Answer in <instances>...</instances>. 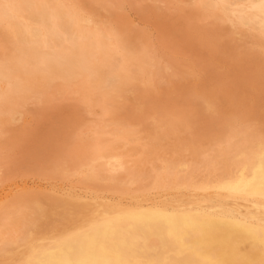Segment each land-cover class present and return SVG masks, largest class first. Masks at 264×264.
<instances>
[{
	"label": "rangeland",
	"instance_id": "1",
	"mask_svg": "<svg viewBox=\"0 0 264 264\" xmlns=\"http://www.w3.org/2000/svg\"><path fill=\"white\" fill-rule=\"evenodd\" d=\"M34 1L37 3L38 1L40 2L41 0H34ZM81 1L82 0L78 1V3H79V5L82 4V7H81V5L78 6V7L79 8L80 7L83 8V7L87 6L86 8H83V9H86V11L89 10V13H91V14H94L93 13L94 10L99 8V11L96 10V12H95V14L97 13L98 15H93L94 16V22L91 24L92 31H95V29H97L99 27L100 28H116L117 27L116 29L118 30V27H119L118 25H120L122 22H124L123 25L121 24L122 26L120 25V27H121V29L125 30L126 32L123 31V30H122L123 31L122 32L120 27H119L120 32H122L123 34L126 33L127 37H131V38L134 37L135 39L132 38L133 44L135 46H138V47L141 46V47L146 48L147 53H148V59H150L149 60L150 61L149 62L150 63V68L147 69L148 71L146 70L147 74L144 73V75H143V77L141 79L142 83L138 84L140 87L137 86V88H139V89H136V87L135 88L133 87L134 89L131 88L129 91H127L125 93L126 96L123 95L121 101L119 102V104H118L119 107L118 108H121L123 111L121 109L119 110L120 112H118V113H120V114H116V120H119L121 122H124V121L127 122V121L130 120L129 117H131V120H133V119L137 120L136 118H138L139 122H141V121L143 122V121H145L148 118V116L150 117V115H154L155 113L156 114L157 113L158 114L159 113L160 114L161 113L162 114H168L169 117H173V116L180 117L181 116V118H182V116H184L183 117L184 119L183 118L181 119L182 120L181 125H182L184 131L182 130V127H181V133L184 135V138L185 137L186 138L184 139L183 135H181V136L184 139V140L182 139V141L183 142L186 141L187 149L191 151L192 148H193L191 146H195V148H193V150H197V148L199 146V148H201L202 150H204V149L206 150L207 149L208 151H206L204 153L205 158H202L203 160H201V158L199 159L201 166L198 165L197 167H191V166H189L190 162H188L187 159L181 160L180 162H182V163L187 161L186 163H184V164H187V166H184V168H181L183 170H181V169H178V171L175 170L172 175L168 173L166 168H163V167H166L165 163L163 164L162 162H156V163L155 162H152V163L145 162V165H144V161L142 160V158L139 160V158L136 156V158H137L136 161L134 163H130L129 164L130 167H132V166H133L132 168L135 167L134 168V172H135L134 176L136 175L137 177H139V178H137L135 176V178L137 180V183H134V184H131V183L129 184V183H125L124 182V183H119V185H118V183H116V185H114L115 182H113V181L108 182L109 179H106V178H103V179H94L93 178L94 180H91L92 177L89 175V172L85 168H80L76 172H73V170H71V171L68 170L69 172L65 170V172L64 171L61 172V176H60V173L58 174L56 172H51V169L48 167L49 166L48 163L51 161L52 158H54V156L57 157V156H61V154H62V157H63L64 153L67 154V152H68V151H66L67 146L69 145L70 142H72V141H69V140H72V139L74 140L75 139L74 140L75 142L77 140L76 146H78L77 143L79 144V146H81L83 143H86L85 141L91 142L92 141V137L95 136V133L98 135L100 133L106 132V133H103V136H104L105 139H113L116 143L120 142L119 144H122V140H123L122 137L123 136L121 134H119L118 131H121V129L123 130V126L120 127L119 126L120 124H118V126H117V124H110V126L107 125L105 127L103 125V127H104L103 128L102 125H100V126L98 125L99 123L97 121V118L99 119V117H101V119L105 120V121H107L109 119L105 118V117H104L105 118L104 119L103 116H101V114H99L98 111H100V110L98 109V107H96V108L94 107V108L91 109V113L90 114L94 118L92 120V119L89 118V117H91L90 114H88L85 109L83 111V109H82L83 105L79 106V107L77 106L79 108L78 109L77 107L73 106V104H72V103H74L73 100H71L72 101L71 102L72 105H70V101H68L69 99L61 101V102L59 101L61 105L59 104L58 101H55L57 103H56V105L53 104L55 107L53 106L52 108H51V104L52 103H50L49 106H46V104L45 105L43 104V106H46L45 108L44 107L42 108V106L40 105L42 111L41 110L39 111V109H37L35 107L36 110H38V111H36V110H34L35 108L32 107V106L31 107L28 106L27 108H29L28 109L29 111H27V108L25 107L27 112L25 111V108H24V110L22 109L20 112L16 113L15 117H14V119L12 121L11 127L9 129L11 131L10 132L8 131L11 135L12 134H14V135H12L10 137L11 139L9 138L10 140L7 138V137L10 136L9 133L6 134V136L8 135L7 137L5 136V142L7 144L9 142V144L5 145L6 143L3 141L5 143L3 145L4 147L2 146L3 147L2 148L0 146V152H1L0 153L1 154L0 157H2V155H4L3 156L4 160H3V158H0L1 159L0 164L2 162V166H3L2 167L0 165V167L2 168V169L0 168V171H1V173H0V182H2V183H0V190L2 188H4V189H2L0 191V195H1L0 196V209L1 208H7L8 205H9L8 208H14L15 209L16 208V206H15L16 204H14L13 201L18 199L19 197L25 196L26 193L27 194H31V195H37L41 199H44V198L45 199L49 198V199H48L47 202H45L43 204L44 206L42 205L44 207L42 209V212H41L42 215L41 214L39 215V219H38V222L36 223V225L28 230V232L26 233L27 237L22 233V231L20 230L19 227H17V226L14 227V230L11 231L13 233V235H11L12 233H10V235H11V238L14 241L18 242V244H17V242L14 243V241H12V244H11V247L13 246L12 248H8V247H10V245H9L6 249L4 248L5 250L3 249V250L0 251V254H1L0 255V264H3V263L4 264H17V262H18V264L19 263L23 264V263H26L29 259L36 258V256H38V255H40L42 253L43 249L48 248V247H50L52 245L65 244V243L69 244V258L72 259V257H70V256L73 255L72 252L75 249H74V245H71L70 242L77 240L78 237L81 234L87 233V230H89L93 226L97 225L100 221L106 220V217L109 214H113V213H116V214H118L121 217L120 221L117 222V225H115V227H123V226H125L124 224H126V218L127 217L133 218L134 220H136L138 222H141L144 225V227L147 228L150 225L156 226L158 223H160L162 221V219L164 218L165 215H179V216H181L182 214L187 213V214H197V215H199L201 217H209V218H211L212 220L215 221V223L217 225L216 227H218L217 229H219V230L223 229V227L225 225L232 224L235 227H238L239 229L246 228V229H249V230L251 229V230L264 231V193L251 194L250 195L245 190H243L241 188H238V186H241V185L244 186V184H247V182H248V176H246L247 173H245L246 171L243 170V173H242L240 168H238L236 166L235 160H229L226 163V165L224 164L225 161H226V157L225 156H228L227 155L228 153L229 154H233V153H235V151H237L236 153H240V152L243 151V153L240 154L241 155L240 156L241 160H243V161L246 160L247 161L248 159H251L252 157L254 158V157L259 156V157H263V165H264V155H263L264 154L263 153L264 152L263 151L264 150V141H262V140H264V128H263L264 127V124H263L264 123V95H263L264 94V61H263L264 60V52H263L264 51V38H261L263 36V33H264V13H263L264 12V5H263L264 4V0H260V1H258L255 4L256 7L258 9H260V11L262 12V16L259 18V20L257 22H255V25H254V23L252 25L250 23L248 25L247 24L245 25V24L241 23V25H240L239 23L237 24V22H236V17H237L238 12L235 11V8H237V5H238V7H240V5H241L243 7L250 8V6L247 3L248 0L247 1L246 0H242V1L241 0L240 1L232 0V2L230 0H228V1L224 0L225 2H228L227 4H229V5H227L225 3L226 4L225 6H223L221 4V2H220L221 0H198L199 1L198 6H199V10L200 11L197 9L198 8V6H197V8L195 9L194 12H193L194 9H192L193 7L190 4L188 5V3H187L188 0H185V1L184 0H182V1H180V0H178V1H175V0H173V1L172 0H166V1L165 0L164 1L163 0H155V1L146 0V2H145V0H140V1L139 0L138 1L137 0H135V1L134 0H116V2L114 0H112V1L111 0H100L102 2V5H101V2L98 1V0H97L98 3H97L96 0H94L95 1L94 3L91 1L92 5H91L90 0H87V1L83 0L82 2ZM103 1H105V2L107 1L108 3H105ZM141 1H143L145 4L143 2H141ZM170 1H171V3H170ZM183 1H184V4L182 3ZM201 1H202V3H201ZM73 2H74V0H73ZM85 2H89L91 7L89 5H87V3H85ZM109 2L111 3V6H110ZM74 3L77 4L76 2H74ZM112 3H114L113 5L115 7L112 5ZM94 4H96L97 6L94 5ZM104 4L107 5L106 6L107 9L108 8H112V7L114 9L113 8L109 9V11H110L109 12L106 9ZM157 4H158V6H157ZM205 4L210 5L211 7H214V6L217 5V7L221 10V12L222 11L224 12V13L222 12V14H223L222 16H225L227 14L225 16L226 18L224 17L225 21L223 23H218L217 21L204 20L203 19L204 18L203 17L204 14L202 13L203 12L202 10L204 9ZM220 4H221V6H220ZM15 5L16 4H14L13 9L15 8ZM184 5L190 6L191 9L188 6L186 7V9L188 10V8H189L191 11L189 10L188 13H187L186 9H182L183 8L182 6H184ZM92 6H93V8H92ZM261 6H263V7H261ZM179 7H180V9H179ZM91 8H92V12H90ZM83 9H82V11H85ZM104 10L106 11V13H105ZM100 11H102V12L104 11V12L102 13ZM198 11L201 12V15H200V13ZM80 12H81V9H79V13ZM111 12H112V14H111ZM191 12H192L193 16L195 14V17H192ZM195 12L197 13V15H196ZM87 13L88 12H86V14ZM108 13H110V15ZM198 13H199L200 16L198 15ZM105 14H108L107 17L105 16ZM113 15H114V18L116 17L115 18L116 21L112 19ZM119 15H120V18H119ZM190 15H191V20L189 19ZM96 16H98V17H96ZM197 16H199V19L201 20V22H203V24H201V23L199 24L197 22L195 24L196 20L200 22V20L197 19ZM103 17H106V18H103ZM108 17H110L109 20H108ZM117 18H118V20H117ZM186 18H188V20ZM193 18H196V20L194 21ZM119 19L121 21L120 24H119ZM234 20H235V23H234ZM95 21H97V22H95ZM231 21H232L233 24L230 23ZM116 22H118V25H117ZM16 23H18L20 26H22V29H21V44L24 47V49H26L28 46H30L31 45L30 43H34V42L38 41V35L36 34V31H34L32 29V27L30 26V24L28 22H24V21L21 22L20 20H18L17 17L14 18V20L12 22H9V21L7 22V19L0 15V31H1L2 27H5V25L6 26H13L14 25L13 27H15ZM112 24H114V25H112ZM115 24L117 25L116 27H115ZM236 24L240 25V26L239 27L238 26L235 27ZM262 24H263V26H262ZM215 25H217V29L218 30H219V28L221 29V32L223 33L222 35H220L221 34L220 30L218 31L215 28ZM101 26H103V27H101ZM197 26L199 28H197ZM209 26H211V28H213V26H214V29H211ZM253 26H255V28ZM246 27H249V28H246ZM129 28H130V30H129ZM200 28H201V30H200ZM205 28H207L209 30L207 31V29H205ZM239 28H241V29H239ZM250 28H252V29H250ZM258 28H260V29H258ZM29 29L31 30V32H30ZM196 29L199 30V31H196L197 33L195 32ZM203 29H205L206 31L203 30ZM212 30L213 31L215 30L214 33H216V35H213V31ZM131 31H133V32H131ZM203 31L205 33L207 32L206 33L207 38H206L205 34L203 33ZM209 31H211L210 32L211 34L208 33ZM32 32L35 33V37L34 36L32 37L30 35V33H32ZM24 33H25V35H24ZM133 33H134V35H133ZM251 33H253V34H251ZM207 34H209V36ZM130 35H132V36H130ZM238 35H239V37H238ZM260 35H261V37H260ZM39 36L41 37L40 33H39ZM210 36L212 38L214 37L213 38L214 40ZM226 37H227V39H225ZM242 37H243V39H242ZM216 39H217V41H216ZM249 39H251V40L249 41ZM252 39L253 40L256 39L257 41L256 40L253 41ZM209 41L210 42L212 41L211 42L212 45L209 43ZM215 41H216L217 44L214 43ZM233 41H234V43H233ZM235 41H238V42H235ZM241 41H243V42H241ZM256 43H257V45H256ZM1 44L2 43L0 42V47H1ZM225 44H226V46H225ZM229 46H231V48ZM258 46H259V48H258ZM256 48H257V50H256ZM227 49H230V50H227ZM246 49H247V51H246ZM157 50H158V52H157ZM163 50H164V52H163ZM229 51H230V54H229ZM168 54H170V55H168ZM171 56H173V57H171ZM256 56H258V57H256ZM166 57H168V58H166ZM164 58H165V60H164ZM176 58H177V60H176ZM213 59H214V61H212ZM243 59L245 60V62H244ZM211 61H212V63H211ZM174 62H175L176 65L174 64ZM178 62H180V63H178ZM161 63H163V64H161ZM181 63H183V64H181ZM185 63H186V65H185ZM230 63H232V64H230ZM177 64H180V65H177ZM151 65H153V67ZM154 68H155V70H154ZM167 68H169V69H167ZM261 69H262V71H261ZM158 70H160V71H158ZM178 70H180L179 73L177 72ZM184 70H185V73H184ZM193 70H194V72H193ZM165 72L167 74L164 75ZM147 75H149V76H147ZM156 75H157V77H156ZM168 75H170L171 78ZM164 76L165 77L167 76L166 77V78H168L167 81H164V80H166V78ZM176 76L179 77L180 80H178L179 78L178 79L175 78ZM241 76H242V78H241ZM255 77L257 78V80H255L256 79ZM183 78H184V80L185 79L186 80L184 81ZM192 78H193V80H192ZM168 80L169 81L174 80V81H171L173 84L171 82H169ZM260 80H261V82H260ZM146 81L148 83H150V84H148ZM192 81H193V83H192ZM160 83H161V85H160ZM141 84H143V85H141ZM234 84H236V85L234 86ZM239 84H240V86H239ZM255 84L257 85L258 88H256ZM258 84H259V86H258ZM214 85H215V87H214ZM243 85H244V87H243ZM193 86H196V87H193ZM160 87L162 88V90L160 89ZM145 89L147 90V92H146ZM150 89H151V91H150ZM196 89H200V90L197 91ZM219 89L221 90L222 93L220 92ZM133 90H134V92H133ZM137 90H138V93H137ZM143 90H144V92H143ZM229 91H232V92H229ZM208 92L211 93V94H209ZM239 93H241V94H239ZM201 94H202V96H201ZM212 94H214V95H212ZM227 95H230V96H233V97L231 98L230 96H227ZM163 96H164V98H163ZM140 97H142V98H140ZM225 97H227L228 99H226ZM244 97H245V99H243ZM127 98H128V100H127ZM153 98H154V100H153ZM208 98H209V101H208ZM252 98H253V100H252ZM134 99L136 100V102H134L135 104H132ZM186 99L188 101H186ZM192 99H194V100L192 101ZM261 99H262V101H261ZM124 100H126L127 102L124 101ZM226 100H228V101H226ZM258 100H260V101H258ZM137 101H140V102H137ZM197 101H199V102H197ZM172 102H174V103H172ZM175 102L178 103L179 105L176 104ZM215 102H217V103H215ZM222 102L224 104H222ZM234 102H235V104H233ZM252 102H253V104H252ZM167 104H169V105H167ZM186 104H187L188 107L186 106ZM128 105H130L132 107H130ZM135 105H136V107H135ZM165 105H167L168 107H166ZM181 105H183V107ZM230 105H231V109L232 110L230 109ZM71 106H72V108H71ZM170 106H172V110H170L171 109ZM158 107H160V108H158ZM189 107L192 110H190ZM249 107H251L252 109L249 108ZM75 108L77 110H75ZM123 108L126 109V110L128 109L127 112ZM144 108L145 109L148 108V109L145 110ZM156 108H158L160 111L158 109H156ZM177 108H178V110H177ZM196 109H198L197 113L195 112ZM79 110L82 111L83 113H87L88 115L87 114L86 115L88 117L85 114L83 115L82 112H78ZM22 111H25L26 115H24V114L22 115ZM76 111L78 113H80V115L82 116L81 119H80V115L79 114H75ZM146 111L147 112L150 111V112H148V114H146L147 113ZM185 111L189 112V113L187 114ZM251 111H253V112H251ZM93 112H94V115H92ZM122 112H123V114L121 115ZM133 112L136 113V114L133 115ZM177 112L179 113V115L177 114ZM128 113H129V117L127 116ZM73 114L76 115V117L77 116L78 117L76 118ZM136 115H137V117H136ZM142 115H143L144 120H140V119H143V118H141ZM185 115H187V116H185ZM189 115H190V117H189ZM85 116L87 117L86 121L84 119V118H86ZM257 116H259V117H257ZM121 117H122L123 120L121 119ZM125 117H126V119H129V120L126 121ZM132 117H133V119H132ZM71 118H72V120L75 119V122H74V120H73V122L70 121ZM88 118H89V120H88ZM77 120H79V121H77ZM94 120H96V121L92 122ZM223 120H224V122H223ZM190 121H191V123H189ZM196 121H198V122L196 123ZM76 122H79V123H76ZM258 122H260V123H258ZM70 123L74 127H76V124H78V126L80 124V126L83 127V128L81 127L80 129H77V131L80 130V132L81 131L83 132V129H84V132H85V133L81 132L82 136H81V134H79V137H78L79 139L75 138L76 136L74 137L72 135L73 134V132H71L72 131V127H70V126L67 127L68 124L70 125ZM87 123H88V126H87ZM93 123H95L96 126L94 124V127H93ZM65 124H67V125H65ZM14 125H16V126H14ZM84 125H85V128H84ZM247 125H249V126H247ZM255 125H256V127H254ZM188 126H190V127H188ZM16 128H18V129L16 130ZM90 128H92V129L95 128V129L92 131V129H90ZM228 128H229V130H228ZM231 128H232V130H231ZM85 129L86 130L88 129V131L86 132ZM75 130H74V132H75ZM221 130H222V132H221ZM110 131L112 132V134L110 133ZM70 132H71V136L69 135ZM107 132H109L110 135ZM247 132H248V134H247ZM88 133H89V135H88ZM93 133H94V135L91 137V134H93ZM107 134H108L109 137H107ZM190 134H191V136H190ZM229 134L232 136L231 139H233V140L230 139V135ZM237 134H238V136H237ZM66 135H67V138H66ZM225 135H226V137H225ZM68 136H70V138ZM110 136H111V138H110ZM71 137H73V138L71 139ZM81 137L83 139H85V140H83ZM236 137H239L240 139L239 138L236 139ZM251 137H252V139H251ZM65 138L68 141H66ZM223 138H225V139H223ZM192 139H194V140H192ZM196 139L198 141H196ZM212 139H214V140H212ZM88 140H90V141H88ZM219 140L222 141V142L220 143ZM234 140H236V141H234ZM249 140H251V142H253V146H252V143L249 142ZM254 140H255V142H254ZM192 141L194 143H192ZM66 142H68V143H66ZM233 142L235 143L236 146L234 145ZM72 143H71L70 147H73ZM231 143H233V144L231 145ZM196 144H197V146H196ZM228 144H229V146H228ZM241 144H243V145H241ZM237 145L239 147H237ZM74 146H75V144H74ZM203 146H204V148H203ZM6 147H7V149L5 150ZM220 147H222V148H220ZM242 147H243V149H246V150H242L241 151ZM228 148H229V150H228L229 152L226 151ZM231 148H232V150H231ZM251 148H252V150H250ZM64 149H65V151H64ZM71 149H73V148H70L69 151H71ZM116 150L119 151V149H116ZM216 151H218V152H216ZM71 153H73V152H71ZM206 154H207V157H206ZM221 154H222V156H221ZM75 155H77V154H75ZM243 155H244V157H242ZM211 157L215 158V159H212ZM206 158L207 159L209 158V161ZM210 158H211V160H210ZM48 159L50 161H47ZM58 159H59V157H58ZM60 159H62V158L60 157ZM204 159H205V163L207 162L206 164H203L204 163L203 162ZM216 159H218V160H216ZM219 159H220V161H219ZM40 160H42V161L40 162ZM137 160H139V161H137ZM141 160H142V162H141ZM77 161L78 160H76V162ZM217 161H219V162H217ZM232 161L234 162V164H233ZM153 163L154 164L158 163V164L154 165ZM207 164H209V165H207ZM216 164L219 167H216ZM219 164H221V165H219ZM139 165H140V167H139ZM147 166H148L149 169L147 168ZM208 166H209V168H208ZM221 166H222V168H221ZM45 167H46V169L48 168L47 169L48 174L46 173ZM143 167H145V168L143 169ZM233 167H235V168H233ZM151 168L153 170L154 169L155 170L152 171ZM218 168L220 169V171H219ZM137 169H140L141 171L137 170ZM210 169H211V171H210ZM224 169H225V171H224ZM234 169H236V171ZM188 170H189V172H188ZM84 171L87 174L84 173ZM143 171L146 173V176H143V173H144ZM201 171H202V173H201ZM205 171H207L206 174H204ZM217 171H218L219 174L217 173ZM185 172H187L186 174L188 176L190 175V177L187 178V175L185 174ZM222 172H223V174H222ZM231 172H232V174H230ZM137 173H138V175H137ZM155 173H157V174H155ZM158 173H159V175H158ZM162 173H163V175H162ZM224 173L227 174V175H230V177L229 176L227 177V175H225ZM240 173H242V174L240 175ZM46 174H47V177H46ZM49 174H51L50 178H48ZM184 174L186 176H183ZM193 174H195V175L197 174V176H199V177H197V176L195 177V175H193ZM220 174H222V175H220ZM67 175L70 176L69 177L70 180L68 179ZM106 175L110 176L108 174H106ZM157 175L159 176L158 177L159 179L156 177ZM165 175H169V176H167L168 178ZM217 175H219V177ZM82 176H83V178H82ZM164 176H165V178H164ZM220 176H224V177H222L223 179ZM55 177H56L57 180L54 179ZM89 177H91V179ZM201 177L203 178V180H202ZM204 177H205V179L206 178L207 179L205 180ZM208 177H210L211 180ZM228 178H229V180H228ZM156 179L159 180V181H157ZM191 179H192V181H191ZM13 180H14L15 183L13 182ZM53 180H55V181H53ZM103 180H105V181H103ZM163 180H166V181H163ZM169 180H171V181H169ZM174 180H175V182H174ZM194 180H196V181H194ZM147 181H148V183H147ZM189 181L191 183H193V184H191ZM85 183H87V184H85ZM107 183H109V184H107ZM156 183H159L160 185L156 184ZM165 183H166V185H165ZM170 183H171V185H170ZM217 183H219V184H217ZM92 185H93V189H92ZM172 185H173V187H172ZM217 185H219V187H217ZM202 186L203 187L205 186V187L203 189H201ZM8 187H10V188H8ZM71 187L75 188V189L72 190ZM114 187H115V189H114ZM134 187H136V188L134 189ZM137 187H138V190H136ZM189 187H191V188H189ZM199 187H200V189H199ZM144 188L146 189L145 191H143ZM77 189H78V191H77ZM83 189H84V193L86 192L85 195L83 194V192H81V191H83ZM94 189H96V190L92 191ZM196 189H197V191H196ZM204 189H205L206 192L204 191ZM3 190H5V191H3ZM111 190H112V192H111ZM164 190H166V191H164ZM173 190H175V191H173ZM190 190H192V191H190ZM47 191H49V192H47ZM59 191H60V193H59ZM8 192H10V193H8ZM24 192H25V194H24ZM78 192L81 195H83V196H81ZM99 192H101V193H99ZM102 192H104V193H102ZM108 192H109V194L107 195ZM113 192L115 193V195L112 194ZM6 193H8V194H6ZM118 193H120V194H118ZM122 193H123V195H122ZM103 194H105V196ZM111 194H112V198H111ZM156 194H158V195H156ZM64 195L66 196V198L63 197ZM71 195H73V197H72L73 199L70 198ZM46 196L48 198H46ZM51 196H52V198H51ZM74 196H76V197H74ZM86 196H87V198H85ZM89 197H90V199H89ZM91 197H92V199L94 201L91 200ZM74 198H76V200ZM116 198H117L118 201L116 200ZM141 198H142V200H140ZM148 198L150 200H148ZM51 199L54 200V203L52 202ZM97 199H99V200H97ZM145 199H147V200H145ZM123 200H125V201L123 202ZM136 200L139 201V202H137ZM55 201H56V203H55ZM77 201H78L79 205H78ZM106 201L110 202L111 205H110V203L108 204ZM97 202H100L103 205L102 204L100 205V203H97ZM134 202H136V203H134ZM58 203L59 204L61 203V204L59 205ZM67 203H69L70 205L67 204ZM105 203H107V204H105ZM156 203H157V205H156ZM49 204H50V206L48 208ZM154 204L156 206H154ZM68 205H69V207H68ZM76 205H78V206H76ZM148 205H150V206H148ZM65 206H67V207H65ZM132 206H133V208H131ZM46 207H47V209H46ZM60 207H62V208H60ZM84 209H85V211H84ZM165 209L166 210L168 209L167 212H166ZM65 212H66V214H64ZM45 220H47V221L45 222ZM56 220H57V222H56ZM73 221H76V222L73 223ZM112 223H113L112 224L113 226H114V224H116L115 222H112ZM69 225H71V226H69ZM69 227L70 228L72 227V228L70 229ZM17 229L20 230V231H18ZM36 229L39 230V231H37ZM57 229L60 230V231H58L59 234L57 232ZM66 229H68V230H66ZM48 231H49V234H48ZM40 232H41V234H40ZM42 232H43V234H42ZM60 232H62V233H60ZM16 233H17V236H16ZM18 234H19V236H18ZM47 235H48V237H47ZM19 237H20V239H19ZM41 237L42 238L44 237V238L42 239ZM54 237H56V238H54ZM226 237H227V235H226ZM39 239H40V241H39ZM229 241H230V238L227 237V238H225L224 243L221 244L222 246L218 245L220 247H218L216 245H210V244L208 246L213 251L214 250L218 251L219 248L227 250L226 248L230 247V244H229L230 242ZM45 244L46 245L48 244V245L46 246ZM252 244L253 243H251V245ZM33 247L37 248V249H33ZM21 248H22V250H21ZM36 250H38V251H36ZM40 250H41V252H40ZM236 250H237V253L238 252L239 253L234 257V259H233L231 264H236V262L239 259H243V258L246 257V255H244V254H246L244 250H242V249H240L239 251H238V249H236ZM3 251H4V253H3ZM9 253H12V254H9ZM5 254H6V256H5ZM13 254H14V256H13ZM25 254H28V255H25ZM13 258H14V260H13ZM8 259L12 260V261H9ZM8 262H11V263H8ZM29 262H31V260H29Z\"/></svg>",
	"mask_w": 264,
	"mask_h": 264
},
{
	"label": "bare ground",
	"instance_id": "2",
	"mask_svg": "<svg viewBox=\"0 0 264 264\" xmlns=\"http://www.w3.org/2000/svg\"><path fill=\"white\" fill-rule=\"evenodd\" d=\"M80 1V0H78ZM78 1L74 0L77 4L73 2V0H41L39 3L35 2L34 0H0V15L5 17L7 19V22H12L14 18H18L21 22H28L32 29L36 31V34L38 35V41L34 43H30L31 45L28 46L26 49L21 44V29L22 26H20L18 23L15 24V27L13 26H6L2 27L0 31V146L2 147L5 142V136L8 134L11 130V124L15 117V114L20 112L22 109L32 106L36 107L41 110L42 108L49 106L51 104V108L56 105L57 102L55 101H64L68 100L70 101V105L73 104L75 107H79L83 105V111L84 109L87 111L88 114L91 113L92 108L98 107L100 111L99 114L103 116V118H108L109 120L105 121L102 120L101 117L99 119L97 118L98 125H104L107 126L110 124H120L119 126H123V130L118 131L119 134H121L123 137L122 144H119L120 142H115L113 139H105L103 136V133L96 134L95 136L91 134L92 141L83 143L81 146L77 143L78 146H76V142L72 139L69 141H74L73 143L70 142L67 146L66 151L67 154H62L61 156H57L51 159V161L48 159L47 161H50L49 168L51 169V172L60 173L66 171L76 172L80 168H85L89 175L92 177H89L91 180L94 179H109L108 182L113 181L116 183H137V180L134 176V168L130 167V163H134L136 161V156L139 158V160L142 158L145 162H162L165 163L166 170L169 174H173L175 170L178 171V169L184 168V166H187V164H184L180 162L181 160L187 159L188 162H190L191 167H197L200 165V158H205L204 153L208 151L207 149L202 150L201 148H197V150L187 149L186 141L183 142L182 139L184 138V135L181 133V122L182 118L184 116L178 117L173 116L169 117L168 114H154L148 116V118L145 121H138L128 117L129 120L127 122H121L119 120H116V114H120L119 110L121 108H118V104L121 101L123 95L127 91H129L131 88H137L140 87L138 84L142 83L141 79L150 68V59H148V53L146 48L144 47H138L133 44L134 37H127L126 33H122L123 29H121L120 25V19L119 24L117 25L120 27L121 31L116 29L117 25L115 24L116 28H97L95 31H92L91 24L94 22V16L98 15L95 14L96 10H94V14L89 13V10L86 11L87 6L79 8ZM83 1V0H82ZM81 1V2H82ZM87 1V0H84ZM95 2L94 0H90V2ZM97 1V0H96ZM100 1V0H98ZM97 1V3H98ZM112 1V0H111ZM116 2V0H114ZM135 1V0H134ZM138 1V0H137ZM140 1V0H139ZM155 1V0H153ZM164 1V0H163ZM166 1V0H165ZM173 1V0H172ZM178 1V0H175ZM182 1V0H180ZM185 1V0H184ZM184 1L182 2L184 4ZM189 1V2H188ZM188 5L190 4L194 9L197 8L199 1L198 0H188ZM228 1V0H227ZM232 2V0H230ZM237 1V0H236ZM240 1V0H238ZM242 1V0H241ZM247 1V0H246ZM260 0H248V7H243L240 4V7L235 8V11L238 12L236 17L237 24H253L255 25V22L259 20V18L262 16V12L260 9L256 7V3ZM91 2V5H92ZM101 2V1H100ZM105 2V1H103ZM143 2V1H141ZM146 2V0H145ZM205 2V1H204ZM223 6H225L228 2H225L224 0L220 1ZM230 2V3H231ZM87 5L90 6L89 2H85ZM96 3V4H97ZM105 3H108L107 1ZM110 3V2H109ZM144 3V2H143ZM150 3V2H149ZM148 3V4H149ZM171 3V1H170ZM173 3V2H172ZM186 3V2H185ZM202 3V1H201ZM226 3V4H225ZM234 3V2H233ZM236 3V2H235ZM246 3V4H247ZM263 3V2H262ZM15 5V8L13 9V6ZM94 4V5H96ZM100 4V3H99ZM114 3H112L113 5ZM145 4V3H144ZM180 4V3H179ZM182 4V5H183ZM208 4V3H207ZM205 4L204 9L202 10L204 14V20L209 21H217L218 23H223L225 21V16H222L221 10L216 6L211 7L210 5ZM210 4V3H209ZM219 4V3H218ZM220 4V6H221ZM84 5V4H83ZM102 5V2H101ZM105 5V4H104ZM151 5V4H150ZM154 5V4H153ZM188 5L182 6V9H186ZM204 5V4H203ZM229 5V4H227ZM232 5V4H231ZM247 5V6H248ZM259 5V4H258ZM264 5V4H263ZM97 6V5H96ZM107 5H105L106 7ZM111 6V3H110ZM114 6V5H113ZM145 6V5H144ZM152 6V5H151ZM158 6V4H157ZM91 7V6H90ZM95 7V6H94ZM101 7V6H100ZM109 7V6H108ZM115 7V6H114ZM190 7V6H188ZM263 7V6H261ZM81 9V12L79 13V9ZM93 8V6H92ZM92 8L91 11L92 12ZM104 8V7H103ZM113 8V7H112ZM106 7V9L109 11V9ZM202 8V7H201ZM224 8V7H223ZM85 10V11H82ZM105 9V10H106ZM114 9V8H113ZM180 9V7H179ZM191 9V7H190ZM188 8V11L190 10ZM199 10V6L197 8ZM225 9V8H224ZM233 9V8H232ZM104 10V11H105ZM223 10V9H222ZM229 10V9H228ZM103 11V12H104ZM191 11V10H190ZM200 11V10H199ZM198 11V12H199ZM226 11V10H225ZM233 11V10H232ZM231 11V12H232ZM84 12V13H83ZM86 12H88L86 14ZM102 12V11H100ZM102 12V13H103ZM110 12V11H109ZM184 12V11H183ZM197 12V11H196ZM195 12V13H196ZM101 13V14H102ZM106 13V11H105ZM201 15V12H199ZM198 13V15H199ZM224 13V12H223ZM230 13V12H229ZM264 13V12H263ZM110 15V13H108ZM108 14H105L107 17ZM112 14V12H111ZM114 14V13H113ZM103 15V14H102ZM186 15V14H185ZM192 17H195V14L193 16L191 12ZM191 15L189 19L191 20ZM197 15V13H196ZM199 15V16H200ZM233 15V14H232ZM235 15V14H234ZM101 16V15H100ZM116 16V15H115ZM199 16H197V19H199ZM98 17V16H96ZM102 17V16H101ZM103 17V18H106ZM180 17V16H179ZM225 17V18H224ZM232 17V16H231ZM110 17H108L109 20ZM116 18V17H115ZM113 15V20H115ZM120 18V15H119ZM171 18V17H170ZM98 19V18H97ZM178 19V18H177ZM188 20V18H186ZM232 19V18H231ZM107 20V19H106ZM118 20V18H117ZM195 21L196 18H193ZM6 21V20H5ZM116 21V20H115ZM114 21V22H115ZM123 21V20H122ZM183 21V20H182ZM233 21V20H232ZM232 21L230 23H232ZM97 22V21H95ZM108 22V21H107ZM181 22V21H180ZM203 22L195 21V24ZM206 22V21H205ZM109 23V22H108ZM111 23V22H110ZM235 23V20H234ZM263 23V22H262ZM97 24V23H96ZM177 24V23H176ZM192 24V23H191ZM190 24V25H191ZM207 24V23H206ZM233 24V23H232ZM235 25L240 26V25ZM25 25V24H24ZM98 25V24H97ZM103 25V24H102ZM114 25V24H112ZM121 25V26H122ZM125 25V24H124ZM198 25V24H197ZM213 25V24H212ZM218 25V24H217ZM217 25H215V28L217 29ZM225 25V24H224ZM244 25V26H245ZM100 26V25H99ZM104 26V25H103ZM101 26V27H103ZM108 26V25H107ZM203 26V25H202ZM220 26V25H219ZM263 26V24H262ZM261 26V27H262ZM124 27V26H123ZM193 27V26H192ZM211 28V26H209ZM234 27V26H233ZM255 28V26H253ZM257 27V26H256ZM28 28V27H27ZM131 28V27H130ZM129 28V30H130ZM195 28V27H194ZM197 28H199L197 26ZM219 28V27H218ZM227 28V27H226ZM229 28V27H228ZM249 28V27H246ZM207 29V28H205ZM203 29V30H205ZM214 29V26L213 28ZM231 29V28H230ZM241 29V28H239ZM252 29V28H250ZM260 29V28H258ZM30 30V29H29ZM201 30V28H200ZM209 29H207L208 31ZM218 30V29H217ZM220 32L221 29L219 28ZM218 30V31H219ZM254 30V29H253ZM25 31V30H24ZM199 31L198 29L195 30ZM206 31V30H205ZM213 31V30H212ZM224 31V30H223ZM232 31V30H231ZM236 31V30H235ZM244 31V30H243ZM31 32V30H30ZM126 32V31H125ZM133 32V31H131ZM209 31L208 33H210ZM213 31V35H216ZM217 32V31H216ZM219 32V33H220ZM253 32V31H252ZM261 32V31H260ZM259 32V33H260ZM39 33L41 37L39 36ZM197 33V32H196ZM203 33L206 36V33L203 31ZM202 33V34H203ZM239 33V32H238ZM243 33V32H242ZM249 33V32H248ZM254 33V32H253ZM251 33V34H253ZM257 33V32H256ZM258 33V34H259ZM211 34V33H210ZM223 33L221 32L220 35ZM235 34V33H234ZM237 34V33H236ZM257 34V35H258ZM25 35V33H24ZM30 35L35 37V33L32 32ZM134 35V33H133ZM209 36V34H207ZM245 35V34H244ZM262 35V34H261ZM260 35V37H261ZM23 36V35H22ZM132 36V35H130ZM138 36V35H137ZM204 36V35H203ZM237 36V35H236ZM250 36V35H249ZM264 36V33H263ZM261 38H264V37ZM26 37V36H25ZM24 37V38H25ZM37 37V36H36ZM211 37V36H210ZM218 37V36H217ZM229 37V36H228ZM239 37V35H238ZM244 37V36H243ZM242 37V39H243ZM259 37V38H260ZM23 38V39H24ZM29 38V37H28ZM142 38V37H141ZM207 38V36H206ZM212 38V37H211ZM214 38V37H213ZM212 38V39H213ZM219 38V37H218ZM224 38V37H223ZM245 38V37H244ZM252 38V37H251ZM256 38V37H255ZM222 39V38H221ZM220 39V40H221ZM227 39V37L225 38ZM233 39V38H232ZM241 39V40H242ZM214 40V39H213ZM229 40V39H228ZM234 40V39H233ZM239 40V39H238ZM251 39H249L250 41ZM253 40V39H252ZM254 39L253 41H255ZM217 41V39H216ZM216 41L214 43H216ZM247 41V40H246ZM257 41V40H256ZM139 42V41H138ZM212 42V41H211ZM209 41V43L211 44ZM225 42V41H224ZM238 42V41H235ZM243 42V41H241ZM27 43V42H26ZM234 43V41H233ZM253 43V42H252ZM217 44V43H216ZM223 44V43H222ZM236 44V43H235ZM261 44V43H260ZM137 45V44H136ZM212 45V44H211ZM253 45V44H252ZM257 45V43H256ZM224 46V45H223ZM226 46V44H225ZM238 46V45H237ZM248 46V45H247ZM246 46V47H247ZM26 47V46H25ZM150 47V46H149ZM155 47V46H154ZM231 48V46H229ZM257 47V46H256ZM259 48V46H258ZM148 49V48H147ZM158 49V48H157ZM254 49V48H253ZM215 50V49H214ZM226 50V49H225ZM230 50V49H227ZM240 50V49H239ZM249 50V49H248ZM257 50V48H256ZM223 51V50H222ZM247 51V49H246ZM263 51V50H262ZM155 52V51H154ZM158 52V50H157ZM160 52V51H159ZM164 52V50H163ZM224 52V51H223ZM249 52V51H248ZM264 52V51H263ZM161 53V52H160ZM202 53V52H201ZM236 53V52H235ZM242 53V52H241ZM244 53V52H243ZM251 53V52H250ZM262 53V52H261ZM162 54V53H161ZM165 54V53H164ZM230 54V51H229ZM170 55V54H168ZM226 55V54H225ZM224 55V56H225ZM238 55V54H237ZM250 55V54H249ZM253 55V54H252ZM262 55V54H261ZM160 56V55H159ZM234 56V55H233ZM242 56V55H241ZM173 57V56H171ZM170 57V58H171ZM207 57V56H206ZM254 57V56H253ZM258 57V56H256ZM151 58V57H150ZM153 58V57H152ZM156 58V57H155ZM168 58V57H166ZM245 58V57H244ZM251 58V57H250ZM161 60V59H160ZM165 60V58H164ZM177 60V58H176ZM179 60V59H178ZM183 60V59H182ZM181 60V61H182ZM244 60V59H243ZM214 61V59L212 60ZM211 61V63H212ZM249 61V60H248ZM253 61V60H252ZM260 61V60H259ZM264 61V60H263ZM155 62V61H154ZM163 62V61H162ZM245 62V60H244ZM180 63V62H178ZM188 63V62H187ZM190 63V62H189ZM243 63V62H242ZM255 63V62H254ZM153 64V63H152ZM163 64V63H161ZM175 64V62H174ZM183 64V63H181ZM232 64V63H230ZM248 64V63H247ZM156 65V64H155ZM159 65V64H158ZM176 65V64H175ZM180 65V64H177ZM186 65V63H185ZM255 65V64H254ZM153 67V65H151ZM191 66V65H190ZM215 66V65H214ZM242 66V65H241ZM251 66V65H250ZM260 66V65H259ZM189 67V66H188ZM187 67V68H188ZM231 67V66H230ZM258 67V66H257ZM174 68V67H173ZM177 68V67H176ZM185 68V67H184ZM194 68V67H193ZM229 68V67H228ZM252 68V67H251ZM256 68V67H255ZM165 69V68H164ZM169 69V68H167ZM180 69V68H179ZM190 69V68H189ZM215 69V68H214ZM217 69V68H216ZM237 69V68H236ZM244 69V68H243ZM250 69V68H249ZM254 69V68H253ZM252 69V70H253ZM258 69V68H257ZM147 70V71H146ZM153 70V69H152ZM155 70V68H154ZM161 70V69H160ZM158 70V71H160ZM192 70V69H191ZM205 70V69H204ZM232 70V69H231ZM242 70V69H241ZM165 71V70H164ZM171 71V70H170ZM175 71V70H174ZM180 70L177 72L179 73ZM254 71V70H253ZM259 71V70H258ZM262 71V69H261ZM176 72V71H175ZM189 72V71H188ZM194 72V70H193ZM207 72V71H206ZM222 72V71H221ZM243 72V71H242ZM153 73V72H152ZM162 73V72H161ZM185 73V70H184ZM183 73V74H184ZM196 73V72H195ZM244 73V72H243ZM242 73V74H243ZM147 74V73H146ZM155 74V73H154ZM157 74V73H156ZM163 74V73H162ZM161 74V75H162ZM167 74L166 72L164 75ZM192 74V73H191ZM252 74V73H251ZM262 74V73H261ZM159 75V74H158ZM177 75V74H176ZM180 75V74H179ZM195 75V74H194ZM241 75V74H240ZM149 76V75H147ZM170 76V75H168ZM250 76V75H249ZM155 77V76H154ZM153 77V78H154ZM157 77V75H156ZM165 77V76H164ZM163 77V78H164ZM167 77V76H166ZM165 77V78H166ZM173 77V76H172ZM187 77V76H186ZM195 77V76H194ZM200 77V76H199ZM261 77V76H260ZM159 78V77H158ZM164 78V79H165ZM171 78V76H170ZM179 78V77H175ZM217 78V77H216ZM227 78V77H226ZM242 78V76H241ZM250 78V77H249ZM256 78V77H255ZM146 79V78H145ZM168 78H166L167 81ZM189 79V78H188ZM219 79V78H218ZM233 79V78H232ZM239 79V78H238ZM147 80V79H146ZM170 80V79H169ZM168 80V81H169ZM180 80V78L178 79ZM184 80V78H183ZM182 80V81H183ZM186 80V79H185ZM184 80V81H185ZM193 80V78H192ZM253 80V79H252ZM257 80V78L255 79ZM174 81V80H171ZM169 81V82H171ZM219 81V80H218ZM240 81V80H239ZM242 81V80H241ZM147 82V81H146ZM154 82V81H153ZM168 82V83H169ZM254 82V81H253ZM261 82V80H260ZM145 83V82H144ZM148 83V82H147ZM158 83V82H157ZM172 83V82H171ZM179 83V82H178ZM193 83V81H192ZM219 83V82H218ZM150 84V83H148ZM173 84V83H172ZM211 84V83H210ZM241 84V83H240ZM239 84V86H240ZM254 84V83H253ZM143 85V84H141ZM161 85V83H160ZM191 85V84H190ZM213 85V84H212ZM230 85V84H229ZM236 84H234L235 86ZM256 85V84H255ZM156 86V85H155ZM164 86V85H163ZM187 86V85H186ZM226 86V85H225ZM247 86V85H246ZM259 86V84H258ZM158 87V86H157ZM171 87V86H170ZM196 87V86H193ZM211 87V86H210ZM215 87V85H214ZM244 87V85H243ZM133 88V89H134ZM174 88V87H173ZM218 88V87H217ZM256 88L257 85H256ZM255 88V89H256ZM157 89V88H156ZM162 90V88L160 87ZM188 89V88H187ZM210 89V88H209ZM208 89V90H209ZM221 89V88H220ZM219 89V90H220ZM254 89V90H255ZM141 90V89H140ZM146 90V89H145ZM190 90V89H189ZM188 90V91H189ZM192 90V89H191ZM195 90V89H194ZM197 91L200 89H196ZM207 90V89H206ZM218 90V89H217ZM227 90V89H226ZM238 90V89H237ZM262 90V89H261ZM136 91V90H135ZM151 91V89H150ZM210 91V90H209ZM224 91V90H223ZM241 91V90H240ZM260 91V90H259ZM131 92V91H130ZM134 92V90H133ZM144 92V90H143ZM147 92V90H146ZM159 92V91H158ZM167 92V91H166ZM221 92V90H220ZM219 92V93H220ZM232 92V91H229ZM138 93V90H137ZM169 93V92H168ZM206 93V92H205ZM209 93V92H208ZM222 93V92H221ZM226 93V92H225ZM250 93V92H249ZM256 93V92H255ZM254 93V94H255ZM152 94V93H151ZM164 94V93H163ZM170 94V93H169ZM174 94V93H173ZM207 94V93H206ZM211 94V93H209ZM218 94V93H217ZM232 94V93H231ZM241 94V93H239ZM251 94V93H250ZM129 95V94H128ZM127 95V96H128ZM133 95V94H132ZM136 95V94H135ZM140 95V94H139ZM185 95V94H184ZM197 95V94H196ZM214 95V94H212ZM248 95V94H247ZM264 95V94H263ZM126 96V95H125ZM137 96V95H136ZM173 96V95H172ZM198 96V95H197ZM202 96V94H201ZM205 96V95H204ZM210 96V95H209ZM208 96V97H209ZM230 96V95H227ZM249 96V95H248ZM257 96V95H256ZM132 97V96H131ZM134 97V96H133ZM157 97V96H156ZM166 97V96H165ZM189 97V96H188ZM231 98L233 96H230ZM237 97V96H236ZM253 97V96H252ZM129 98V97H128ZM127 98V100H128ZM142 98V97H140ZM164 98V96H163ZM168 98V97H167ZM192 98V97H191ZM200 98V97H199ZM206 98V97H205ZM228 99L227 97H225ZM136 99V98H135ZM134 99L132 104H135L136 100ZM146 99V98H145ZM190 99V98H189ZM201 99V98H200ZM215 99V98H214ZM223 99V98H222ZM237 99V98H236ZM240 99V98H239ZM242 99V98H241ZM245 99V97L243 98ZM263 99V98H262ZM261 99V101H262ZM71 100L74 101V103L71 104ZM154 100V98H153ZM183 100V99H182ZM194 99H192L193 101ZM207 100V99H206ZM230 100V99H229ZM235 100V99H234ZM253 100V98H252ZM251 100V101H252ZM256 100V99H255ZM126 101V100H124ZM130 101V100H129ZM186 101H188L186 99ZM191 101V100H190ZM205 101V100H204ZM203 101V102H204ZM209 101V98H208ZM222 101V100H221ZM228 101V100H226ZM260 101V100H258ZM54 102V103H53ZM59 102V104H60ZM66 102V101H65ZM64 102V103H65ZM127 102V101H126ZM140 102V101H137ZM146 102V101H145ZM157 102V101H156ZM170 102V101H169ZM183 102V101H182ZM199 102V101H197ZM237 102V101H236ZM239 102V101H238ZM246 102V101H245ZM250 102V101H249ZM255 102V101H254ZM63 103V102H62ZM68 103V102H67ZM79 105H78V104ZM149 103V102H148ZM174 103V102H172ZM176 103V102H175ZM193 103V102H192ZM217 103V102H215ZM251 103V102H250ZM43 104L46 106H43ZM123 104V103H122ZM127 104V103H126ZM140 104V103H139ZM138 104V105H139ZM145 104V103H144ZM143 104V105H144ZM170 104V103H169ZM167 104V105H169ZM178 104V103H176ZM184 104V103H183ZM200 104V103H199ZM222 104H224L222 102ZM235 104V102L233 103ZM253 104V102H252ZM41 105V106H40ZM61 105V104H60ZM124 105V104H123ZM131 105V104H130ZM128 105V106H130ZM142 105V106H143ZM157 105V104H156ZM165 105L166 107H168ZM179 105V104H178ZM195 105V104H194ZM241 105V104H240ZM160 106V105H159ZM183 107V105H181ZM187 106V104H186ZM206 106V105H205ZM227 106V105H226ZM238 106V105H237ZM259 106V105H258ZM55 107V106H54ZM57 107V106H56ZM77 107V108H78ZM85 107V108H84ZM125 107V106H124ZM132 107V106H130ZM129 107V108H130ZM136 107V105H135ZM144 107V106H143ZM151 107V106H150ZM172 110V106H170ZM177 107V106H176ZM185 107V106H184ZM188 107V106H187ZM192 107V106H191ZM194 107V106H193ZM257 107V106H256ZM25 108V111H26ZM36 108L34 110H36ZM49 108V107H48ZM72 108V106H71ZM134 108V107H133ZM149 108V107H148ZM146 108V109H148ZM160 108V107H158ZM156 108V109H158ZM197 108V107H196ZM207 108V107H206ZM246 108V107H245ZM251 108V107H249ZM29 108H27V111ZM32 109V108H31ZM79 109V108H78ZM124 109V108H123ZM145 109V108H144ZM145 109V110H146ZM165 109V108H164ZM167 109V108H166ZM183 109V108H182ZM190 109V107H189ZM199 109V108H198ZM196 109V113L197 110ZM231 109V105H230ZM237 109V108H236ZM252 109V108H251ZM73 110V109H72ZM75 110H77L75 108ZM122 110V109H121ZM126 112L127 110L124 109ZM130 110V109H129ZM159 110V109H158ZM169 110V111H170ZM178 110V108H177ZM192 110V109H190ZM194 110V109H193ZM207 110V109H206ZM218 110V109H217ZM226 110V109H225ZM232 110V109H231ZM241 110V109H240ZM25 111H22V115H26ZM26 111V112H27ZM38 111V110H36ZM42 111V110H41ZM50 111V110H49ZM102 111V112H101ZM123 111V110H122ZM142 111V110H141ZM140 111V112H141ZM144 111V110H143ZM160 111V110H159ZM165 111V110H164ZM168 111V112H169ZM184 111V110H183ZM203 111V110H202ZM24 112V113H23ZM35 112V111H34ZM82 112V111H78ZM76 111L75 114H79ZM125 112V113H126ZM131 112V111H130ZM147 112V111H146ZM150 112V111H148ZM148 112L146 114H148ZM152 112V111H151ZM186 112V111H185ZM219 112V111H218ZM225 112V111H224ZM223 112V113H224ZM253 112V111H251ZM259 112V111H258ZM262 112V111H261ZM260 112V113H261ZM73 113V112H72ZM83 113V112H82ZM83 113V115L87 114ZM103 113V114H102ZM124 113V114H125ZM166 113V112H165ZM173 113V112H172ZM183 113V112H182ZM181 113V114H182ZM187 114L189 112H186ZM192 113V112H191ZM256 113V112H255ZM263 113V112H262ZM87 114V115H88ZM123 112L121 113V115ZM136 113L133 112V115ZM143 114V113H142ZM151 114V113H150ZM175 114V113H174ZM179 115V113L177 112ZM184 114V113H183ZM215 114V113H214ZM213 114V115H214ZM241 114V113H240ZM258 114V113H257ZM72 115V114H71ZM74 115V114H73ZM86 115V116H87ZM94 115V112L93 114ZM131 115V114H130ZM168 115V116H167ZM172 115V114H171ZM191 115V114H190ZM189 115V117H190ZM197 115V114H196ZM243 115V114H242ZM251 115V114H250ZM76 117V115H74ZM73 116V117H74ZM85 116V117H86ZM91 116V114H90ZM125 116V115H124ZM187 116V115H185ZM212 116V115H211ZM78 117V116H77ZM76 117V118H77ZM80 115V119H81ZM88 117V116H87ZM86 118L85 121H86ZM92 117V116H91ZM90 119H94L93 117ZM98 117V116H97ZM127 117V118H128ZM137 117V115H136ZM145 117V116H144ZM215 117V116H214ZM221 117V116H220ZM224 117V116H223ZM259 117V116H257ZM88 118V120H89ZM104 118V119H105ZM143 118V115L142 117ZM198 118V117H197ZM247 118V117H246ZM261 118V117H260ZM18 119V118H17ZM122 119V117H121ZM120 119V120H121ZM124 119V120H125ZM140 119V118H139ZM184 119V118H183ZM201 119V118H200ZM236 119V118H235ZM75 122V119H73ZM72 118L70 121H72ZM83 120V119H82ZM123 120V119H122ZM140 120H144L140 119ZM186 120V119H185ZM230 120V119H229ZM245 120V119H244ZM248 120V119H247ZM263 120V119H262ZM20 121V120H19ZM79 121V120H77ZM84 121V120H83ZM96 120L92 121L95 122ZM236 121V120H235ZM254 121V120H253ZM198 121H196L197 123ZM212 122V121H211ZM210 122V123H211ZM224 122V120H223ZM242 122V121H241ZM79 123V122H76ZM82 123V122H81ZM101 123V124H100ZM188 123V122H187ZM186 123V124H187ZM191 123V121L189 122ZM188 123V124H189ZM232 123V122H231ZM260 123V122H258ZM59 124V123H58ZM74 124V123H73ZM86 124V123H85ZM91 124V123H90ZM93 123V127H94ZM208 124V123H207ZM248 124V123H247ZM264 124V123H263ZM67 125V124H65ZM92 125V124H91ZM192 125V124H191ZM206 125V124H205ZM236 125V124H235ZM234 125V126H235ZM251 125V124H250ZM16 126V125H14ZM72 127L73 136L77 139H79V134H81L80 130L77 131V129H80L82 126H78L76 124V127H74L71 123L68 124L67 127ZM88 126V123H87ZM96 126V124H95ZM218 126V125H217ZM231 126V125H230ZM238 126V125H237ZM249 126V125H247ZM56 127V126H55ZM66 127V126H65ZM64 127V128H65ZM103 127V128H104ZM190 127V126H188ZM243 127V126H242ZM253 127V126H252ZM256 127V125L254 126ZM83 128V127H82ZM85 128V125H84ZM114 128V127H113ZM212 128V127H211ZM234 128V127H233ZM245 128V127H244ZM250 128V127H249ZM248 128V129H249ZM264 128V127H263ZM18 128H16L17 130ZM75 132H74V130ZM92 129V128H90ZM95 129V128H94ZM92 129V131L94 130ZM108 129V128H107ZM111 129V128H110ZM117 129V128H116ZM237 129V128H236ZM260 129V128H259ZM86 130V129H85ZM183 130V127H182ZM213 130V129H212ZM216 130V129H215ZM229 130V128H228ZM232 130V128H231ZM235 130V129H234ZM239 130V129H238ZM247 130V129H246ZM261 130V129H260ZM9 131V132H8ZM88 129L86 130V132ZM91 131V130H90ZM99 131V130H98ZM184 131V130H183ZM189 131V130H188ZM199 131V130H198ZM240 131V130H239ZM262 131V130H261ZM260 131V132H261ZM71 132L69 135L71 136ZM96 132V131H95ZM186 132V131H185ZM194 132V131H193ZM222 132V130H221ZM225 132V131H224ZM223 132V133H224ZM231 132V131H230ZM235 132V131H234ZM245 132V131H244ZM250 132V131H249ZM256 132V131H255ZM16 133V132H15ZM19 133V132H18ZM85 133V132H84ZM109 133V132H107ZM112 134V132L110 131ZM109 133V135H110ZM115 133V132H114ZM184 133V132H183ZM189 133V132H188ZM212 133V132H211ZM215 133V132H214ZM233 133V132H232ZM243 133V132H242ZM259 133V132H258ZM10 134V133H9ZM225 134V133H224ZM235 134V133H234ZM248 134V132H247ZM14 135V134H12ZM10 134L8 139L12 136ZM19 135V134H18ZM21 135V134H20ZM85 135V134H84ZM83 135V136H84ZM89 135V133H88ZM120 135V136H121ZM183 135V138L182 136ZM197 135V134H196ZM230 135V134H229ZM70 136H68L70 138ZM118 136V135H117ZM191 136V134H190ZM234 136V135H233ZM238 136V134H237ZM249 136V135H248ZM107 137L108 134H107ZM115 137V136H114ZM194 137V136H193ZM214 137V136H213ZM226 137V135H225ZM229 137V136H228ZM230 135V139H231ZM235 137V136H234ZM67 138V135H66ZM65 138V140H66ZM68 138V139H69ZM82 138V137H81ZM85 138V137H84ZM111 138V136H110ZM186 138V137H185ZM184 138V139H185ZM197 138V137H196ZM207 138V137H206ZM220 138V137H219ZM239 137H236V139ZM249 138V137H248ZM11 139V138H10ZM9 139V140H10ZM83 139V138H82ZM118 139V138H117ZM121 139V138H120ZM183 139V140H184ZM204 139V138H203ZM215 139V138H214ZM212 139V140H214ZM225 139V138H223ZM222 139V140H223ZM240 139V138H239ZM238 139V140H239ZM252 139V137H251ZM85 140V139H83ZM188 140V139H187ZM194 140V139H192ZM221 140V139H220ZM219 140V141H220ZM233 140V139H231ZM237 140V141H238ZM244 140V139H243ZM5 143H4V142ZM68 141V140H66ZM90 141V140H88ZM196 141H198L196 139ZM201 141V140H200ZM204 141V140H203ZM202 141V142H203ZM228 141V140H227ZM236 141V140H234ZM264 141V140H262ZM82 142V141H81ZM80 142V143H81ZM84 142V141H83ZM191 142V141H190ZM208 142V141H207ZM222 141H220L221 143ZM225 142V141H224ZM246 142V141H245ZM244 142V143H245ZM251 142V140H249ZM255 142V140H254ZM258 142V141H257ZM3 143V144H2ZM13 143V142H12ZM68 143V142H66ZM72 143L73 147H70ZM192 143H194L192 141ZM191 143V144H192ZM219 143V144H220ZM234 143V142H233ZM231 143V145L233 144ZM252 146H253V142ZM261 143V142H260ZM9 144V142H8ZM7 143L5 145H8ZM46 144V143H45ZM48 144V143H47ZM75 144V146H74ZM203 144V143H202ZM225 144V143H224ZM230 144V143H229ZM228 144V146H229ZM240 144V143H239ZM250 144V143H249ZM67 145V144H66ZM195 145V144H194ZM200 145V144H199ZM213 145V144H212ZM227 145V144H226ZM235 145V143H234ZM243 145V144H241ZM11 146V145H10ZM9 146V147H10ZM65 146V145H64ZM197 146V144H196ZM214 146V145H213ZM223 146V145H222ZM227 146V147H228ZM236 146V145H235ZM260 146V145H259ZM4 147V146H3ZM2 147V148H3ZM190 147V146H189ZM237 147H239L237 145ZM241 147V146H240ZM261 147V146H260ZM69 148V149H68ZM70 148H73L70 150ZM204 148V146H203ZM222 148V147H220ZM7 147L5 148V150ZM116 149H119L117 151ZM254 149V148H253ZM259 149V148H258ZM263 149V148H262ZM3 150V149H2ZM213 150V149H212ZM229 148L226 150L228 151ZM232 150V148H231ZM242 150L243 147L241 148ZM248 150V149H247ZM252 150V148L250 149ZM261 150V149H260ZM51 151V150H50ZM65 151V149H64ZM63 151V152H64ZM224 151V150H223ZM222 151V152H223ZM239 151V150H238ZM264 151V150H263ZM61 152V151H60ZM62 152V153H63ZM73 152V153H71ZM213 152V151H212ZM218 152V151H216ZM215 152V153H216ZM229 152V151H228ZM227 152V153H228ZM235 153L233 154H227L225 165L229 160H235V164L238 168H240L241 172L243 173V170L247 173L246 176H248V182L247 184L238 186V188H241L245 190L248 194H261L264 193V165H263V157H252L251 159H248L247 161H243L240 159V154L243 153ZM245 152V151H244ZM250 152V151H249ZM1 153V152H0ZM39 153V152H38ZM37 153V154H38ZM252 153V152H251ZM254 153V152H253ZM264 153V152H263ZM59 154V155H60ZM77 154V155H75ZM214 154V153H213ZM262 154V153H261ZM216 155V154H215ZM226 155V154H225ZM245 155V154H244ZM244 155L242 157H244ZM250 155V154H249ZM253 155V154H252ZM264 155V154H263ZM1 156V154H0ZM4 155H2L3 158ZM211 156V155H210ZM209 156V157H210ZM213 156V155H212ZM222 156V154H221ZM247 156V155H246ZM261 156V155H260ZM49 157V156H48ZM59 157V159H58ZM60 157L62 159H60ZM207 157V154H206ZM214 157V156H213ZM224 157V158H225ZM7 158V157H6ZM46 158V157H45ZM212 158V157H211ZM210 158V160H211ZM218 158V157H217ZM222 158V157H221ZM249 158V157H248ZM207 159V158H206ZM215 159V158H212ZM244 159V158H243ZM4 160V158H3ZM46 160V159H45ZM44 160V161H45ZM76 160H78L76 162ZM137 160V161H139ZM141 160V162H142ZM209 161V158L207 159ZM218 160V159H216ZM222 160V159H221ZM1 161V159H0ZM42 160H40L41 162ZM220 161V159H219ZM217 161V162H219ZM4 162V161H3ZM203 164L205 163V159L203 161ZM233 162V161H232ZM44 163V162H43ZM47 163V162H46ZM209 163V162H208ZM47 164V165H48ZM139 164V163H138ZM154 164V163H153ZM158 164V163H157ZM154 164V165H157ZM161 164V163H160ZM202 164V165H203ZM218 164V163H217ZM216 167H219L217 166ZM223 164V163H222ZM234 164V162H233ZM2 166V162L0 164ZM209 165V164H207ZM221 165V164H219ZM229 165V164H228ZM136 166V165H135ZM164 166V165H163ZM201 166V165H200ZM199 166V167H200ZM230 166V165H229ZM3 167V166H2ZM140 167V165H139ZM138 167V168H139ZM142 167V166H141ZM190 167V168H191ZM1 168V167H0ZM137 168V167H136ZM145 167H143L144 169ZM148 168V166H147ZM188 168V167H187ZM209 168V166H208ZM222 168V166H221ZM235 168V167H233ZM2 169V168H1ZM44 169V168H43ZM46 169V167H45ZM48 169V168H47ZM46 169V173L48 174ZM49 169V170H50ZM142 169V170H143ZM149 169V168H148ZM152 169V168H151ZM159 169V168H158ZM162 169V168H161ZM201 169V168H200ZM207 169V168H206ZM219 169V168H218ZM217 169V170H218ZM232 169V168H231ZM140 170V169H137ZM155 170V169H154ZM152 169V171H154ZM165 170V171H166ZM183 170V169H181ZM192 170V169H191ZM203 170V169H202ZM208 170V169H207ZM236 171V169H234ZM233 170V171H234ZM68 171V172H69ZM141 171V170H140ZM163 171V170H162ZM164 171V172H165ZM176 171V172H177ZM194 171V170H193ZM211 171V169H210ZM213 171V170H212ZM220 171V169H219ZM225 171V169H224ZM144 172V171H143ZM189 172V170H188ZM200 172V171H199ZM207 171H205L204 174H206ZM1 173V171H0ZM71 173V172H70ZM79 173V172H78ZM84 173H86L84 171ZM142 173V172H141ZM187 172H185L186 174ZM196 173V172H195ZM202 173V171H201ZM218 173V171H217ZM226 173V172H225ZM224 173V174H225ZM240 173V175L242 174ZM46 174V177H47ZM65 174V173H64ZM76 174V173H75ZM87 174V173H86ZM85 174V175H86ZM106 174L110 175L107 176ZM151 174V173H150ZM157 174V173H155ZM154 174V175H155ZM183 176H186V175ZM199 174V173H198ZM203 174V175H204ZM210 174V173H209ZM219 174V173H218ZM223 174V172H222ZM220 174V175H222ZM232 174V172L230 173ZM45 175V174H44ZM72 175V174H71ZM138 175V173H137ZM159 175V173H158ZM156 176L157 178L159 176ZM163 175V173H162ZM195 175V174H193ZM227 175V174H225ZM237 175V174H236ZM55 176V175H54ZM68 176V175H67ZM79 176V175H78ZM81 176V175H80ZM143 176H146V173H143ZM150 176V175H149ZM166 177L169 175H165ZM164 176V178H165ZM197 174L195 175V177ZM219 177V175H217ZM230 177V175H227V177ZM238 176V175H237ZM45 177V178H46ZM51 177V174H49L48 178ZM58 177V176H57ZM70 176H68L69 179ZM85 177V176H84ZM87 177V176H86ZM137 177V176H136ZM148 177V176H147ZM190 177V175H187V178ZM199 177V176H197ZM221 178L224 176H220ZM234 177V176H233ZM236 177V176H235ZM240 177V176H239ZM245 177V176H244ZM243 177V178H244ZM59 178V177H58ZM61 178V177H60ZM83 178V176H82ZM94 178V179H93ZM139 178V177H137ZM153 178V177H152ZM168 178V177H167ZM176 178V177H175ZM179 178V177H178ZM202 178V177H201ZM210 179V177H208ZM212 178V177H211ZM215 178V177H214ZM56 179V177L54 178ZM62 179V178H61ZM80 179V178H79ZM78 179V180H79ZM141 179V178H140ZM159 179V178H158ZM171 179V178H170ZM205 179V177H204ZM207 179V178H206ZM205 179V180H206ZM216 179V178H215ZM223 179V178H222ZM50 180V179H49ZM57 180V179H56ZM70 180V179H69ZM77 180V181H78ZM88 180V179H87ZM157 180V179H156ZM167 180V179H166ZM163 180V181H166ZM188 180V179H187ZM203 180V178H202ZM211 180V179H210ZM214 180V179H213ZM212 180V181H213ZM229 180V178H228ZM2 181V180H1ZM12 181V180H11ZM20 181V180H19ZM18 181V182H19ZM48 181V180H47ZM55 181V180H53ZM97 181V180H96ZM100 181V180H99ZM98 181V182H99ZM105 181V180H103ZM106 181V182H107ZM152 181V180H151ZM155 181V180H154ZM153 181V182H154ZM159 181V180H157ZM171 181V180H169ZM182 181V180H181ZM192 181V179H191ZM196 181V180H194ZM209 181V180H208ZM4 182V181H3ZM14 182V180H13ZM17 182V181H16ZM74 182V181H73ZM90 182V181H89ZM88 182V183H89ZM140 182V181H139ZM162 182V181H161ZM175 182V180H174ZM190 182V181H189ZM202 182V181H201ZM206 182V181H205ZM225 182V181H224ZM2 183V182H0ZM15 183V182H14ZM79 183V182H78ZM100 183V182H99ZM98 183V184H99ZM148 183V181H147ZM163 183V182H162ZM168 183V182H167ZM191 183V182H190ZM81 184V183H80ZM87 184V183H85ZM97 184V183H96ZM106 184V183H105ZM109 184V183H107ZM139 184V183H138ZM159 184V183H156ZM164 184V183H163ZM179 184V183H178ZM193 184V183H191ZM211 184V183H210ZM219 184V183H217ZM14 185V184H13ZM21 185V184H20ZM19 185V186H20ZM127 185V184H126ZM136 185V184H135ZM144 185V184H143ZM153 185V184H152ZM160 185V184H159ZM166 185V183H165ZM168 185V184H167ZM171 185V183H170ZM181 185V184H180ZM179 185V186H180ZM184 185V184H183ZM186 185V184H185ZM222 185V184H221ZM4 186V185H3ZM11 186V185H10ZM50 186V185H49ZM82 186V185H81ZM105 186V185H104ZM137 186V185H136ZM156 186V185H155ZM162 186V185H161ZM188 186V185H187ZM196 186V185H195ZM194 186V187H195ZM198 186V185H197ZM200 186V185H199ZM208 186V185H207ZM215 186V185H214ZM2 187V186H1ZM21 187V186H20ZM76 187V186H75ZM79 187V186H78ZM77 187V188H78ZM88 187V186H87ZM110 187V186H109ZM108 187V188H109ZM121 187V186H120ZM144 187V186H143ZM164 187V186H163ZM173 187V185H172ZM205 187V186H204ZM202 186L201 189L204 188ZM219 187V185H217ZM6 188V187H5ZM10 188V187H8ZM7 188V189H8ZM12 188V187H11ZM17 188V187H16ZM62 188V187H61ZM72 188V187H71ZM80 188V187H79ZM103 188V187H102ZM123 188V187H122ZM136 187H134L135 189ZM165 188V187H164ZM163 188V189H164ZM191 188V187H189ZM193 188V187H192ZM4 189V188H2ZM1 189V190H2ZM41 189V188H40ZM75 188H72V190ZM93 189V185H92ZM115 189V187H114ZM120 189V188H119ZM156 189V188H155ZM166 189V188H165ZM194 189V188H193ZM192 189V190H193ZM200 189V187H199ZM0 190V191H1ZM22 190V189H21ZM32 190V189H31ZM35 190V189H34ZM53 190V189H52ZM51 190V191H52ZM66 190V189H65ZM64 190V191H65ZM70 190V189H69ZM71 190V191H72ZM96 189L92 190L95 191ZM117 190V189H116ZM138 190V187L137 189ZM146 189L144 188L143 191ZM187 190V189H186ZM190 190V191H192ZM207 190V189H206ZM5 191V190H3ZM20 191V190H19ZM23 191V190H22ZM54 191V190H53ZM68 191V190H67ZM76 191V190H75ZM78 191V189H77ZM80 191V190H79ZM88 191V190H87ZM103 191V190H102ZM124 191V190H123ZM129 191V190H128ZM166 191V190H164ZM175 191V190H173ZM183 191V190H182ZM194 191V190H193ZM197 191V189H196ZM205 191V189H204ZM7 192V191H6ZM12 192V191H11ZM16 192V191H15ZM21 192V191H20ZM43 192V191H42ZM49 192V191H47ZM73 192V191H72ZM71 192V193H72ZM84 193V189L83 191ZM112 192V190H111ZM115 192V191H114ZM112 193L115 195V193ZM125 192V191H124ZM136 192V191H135ZM142 192V191H141ZM153 192V191H152ZM206 192V191H205ZM4 193V192H3ZM10 193V192H8ZM6 193V194H8ZM60 193V191H59ZM79 193V192H78ZM98 193V192H97ZM96 193V194H97ZM101 193V192H99ZM104 193V192H102ZM117 193V192H116ZM143 193V192H142ZM148 193V192H147ZM167 193V192H166ZM25 194V192H24ZM62 194V193H61ZM65 194V193H64ZM80 194V193H79ZM94 194V193H93ZM95 194V195H96ZM109 192L107 193V195ZM111 194V198H112ZM120 194V193H118ZM145 194V193H144ZM163 194V193H162ZM5 195V194H4ZM59 195V194H58ZM81 195V194H80ZM79 195V196H80ZM100 195V194H99ZM105 196V194H103ZM117 195V194H116ZM123 195V193H122ZM147 195V194H146ZM158 195V194H156ZM1 196V195H0ZM12 196V195H11ZM10 196V197H11ZM21 196V195H20ZM83 196V195H81ZM128 196V195H127ZM155 196V195H154ZM3 197V196H2ZM63 197L66 198L64 195ZM68 197V196H67ZM73 195L70 196L72 198ZM76 197V196H74ZM118 197V196H117ZM132 197V196H131ZM156 197V196H155ZM248 197V196H247ZM8 198V197H7ZM46 198H48L46 196ZM52 198V196H51ZM61 198V197H60ZM82 198V197H81ZM80 198V199H81ZM87 198V196L85 197ZM84 198V199H85ZM100 198V197H99ZM151 198V197H150ZM157 198V197H156ZM4 199V198H3ZM49 199V198H48ZM48 199H41L37 195H31V194H25V196L19 197L18 199L14 200V204H16V208H1L0 209V251L4 248L6 249L9 245L12 248L11 244L12 241H14L11 238V235L13 233L11 232L14 230V227H19L22 233L26 236L29 229L34 227L36 223L38 222L39 215L42 212V209L44 208L43 204L48 201ZM73 199V198H72ZM76 200V198H74ZM90 199V197H89ZM103 199V198H102ZM101 199V200H102ZM202 199V198H201ZM2 200V199H1ZM52 200V199H51ZM65 200V199H64ZM79 200V199H78ZM87 200V199H86ZM91 200L92 197H91ZM99 200V199H97ZM117 200V198H116ZM139 200V199H138ZM142 200V198L140 199ZM147 200V199H145ZM148 200H150L148 198ZM7 201V200H6ZM59 201V200H58ZM94 201V200H93ZM108 201V200H107ZM106 201V202H107ZM118 201V200H117ZM125 200H123L124 202ZM137 201V200H136ZM204 201V200H203ZM51 202V201H50ZM54 203V200H52ZM74 202V201H73ZM112 202V201H111ZM127 202V201H126ZM132 202V201H131ZM139 202V201H137ZM145 202V201H144ZM143 202V203H144ZM216 202V201H215ZM56 203V201H55ZM71 203V202H70ZM76 203V202H75ZM78 203V201H77ZM76 203V204H77ZM100 203V202H97ZM108 204L110 202H107ZM105 203V204H107ZM117 203V202H116ZM121 203V202H120ZM136 203V202H134ZM165 203V202H164ZM203 203V202H202ZM212 203V202H211ZM227 203V202H226ZM6 204V203H5ZM48 204V203H47ZM59 204V203H58ZM61 204V203H60ZM59 204V205H60ZM63 204V203H62ZM69 204V203H67ZM73 204V203H72ZM71 204V205H72ZM96 204V203H95ZM94 204V205H95ZM102 203H100L101 205ZM126 204V203H125ZM133 204V203H132ZM194 204V203H193ZM12 205V204H11ZM10 205V206H11ZM43 205V206H42ZM70 205V204H69ZM68 205V207H69ZM79 205V203H78ZM76 205V206H78ZM103 205V204H102ZM111 205V203H110ZM131 205V204H130ZM157 205V203H156ZM154 204V206H156ZM163 205V204H162ZM50 204L48 205L49 208ZM62 206V205H61ZM150 206V205H148ZM153 206V205H152ZM161 206V205H160ZM178 206V205H177ZM207 206V205H206ZM5 207V206H4ZM53 207V206H52ZM67 207V206H65ZM71 207V206H70ZM80 207V206H79ZM145 207V206H144ZM164 207V206H163ZM176 207V206H175ZM174 207V208H175ZM183 207V206H182ZM59 208V207H58ZM62 208V207H60ZM133 208V206L131 207ZM162 208V207H161ZM47 209V207H46ZM66 209V208H65ZM73 209V208H72ZM76 209V208H75ZM79 209V208H78ZM129 209V208H128ZM64 210V209H63ZM62 210V211H63ZM67 210V209H66ZM166 210V209H165ZM164 210V211H165ZM168 210V209H167ZM166 210V212H167ZM61 211V210H60ZM59 211V212H60ZM85 211V209H84ZM47 212V211H46ZM55 212V211H54ZM79 212V211H78ZM58 213V212H57ZM73 213V212H72ZM85 213V212H84ZM47 214V213H46ZM66 214V212L64 213ZM75 214V213H74ZM86 214V213H85ZM42 215V214H41ZM73 215V214H72ZM78 215V214H77ZM67 216V215H66ZM69 216V215H68ZM47 217V216H46ZM51 218V217H50ZM54 218V217H53ZM60 218V217H59ZM43 219V218H42ZM48 219V218H47ZM52 219V218H51ZM80 219V218H79ZM78 219V220H79ZM84 219V218H83ZM86 219V218H85ZM121 217L116 214H109L106 217V220L100 221L97 225L93 226L91 229L87 230V233L81 234L77 240L70 242L71 245H74L73 255L70 256L72 259L69 258V244H57L52 245L48 248L43 249L42 253L36 258L29 259L26 262L27 264H231L234 257L239 253H237L240 249L244 250L246 254V257L243 259H239L236 264H264V231L261 230H249L246 228L239 229L238 227H235L232 224L225 225L223 229L219 230L216 227V223L214 220H212L209 217H201L197 214H182L179 215H165L164 218L160 223H158L156 226L150 225L149 227H144V225L141 222H138L134 220L133 218L127 217L126 218V224L123 227H115L117 225V222L120 221ZM44 220V219H43ZM55 220V219H54ZM64 220V219H63ZM68 220V219H67ZM75 220V219H74ZM42 221V220H41ZM47 220H45L46 222ZM49 221V220H48ZM62 221V220H61ZM69 221V220H68ZM77 221V220H76ZM76 221H73L76 222ZM43 222V221H42ZM57 222V220H56ZM64 222V221H63ZM70 222V221H69ZM115 222L114 226L112 225ZM59 223V222H58ZM62 223V222H61ZM78 224V223H77ZM82 224V223H81ZM80 224V225H81ZM57 225V224H56ZM121 225V224H120ZM119 225V226H120ZM54 226V225H53ZM71 226V225H69ZM82 226V225H81ZM64 227V226H63ZM66 227V226H65ZM39 228V227H38ZM41 228V227H40ZM43 228V227H42ZM45 228V227H44ZM70 228V227H69ZM72 228V227H71ZM70 228V229H71ZM51 229V228H50ZM60 229V228H59ZM18 230V229H17ZM18 230V231H20ZM37 230V229H36ZM52 230V229H51ZM68 230V229H66ZM39 231V230H37ZM55 231V230H54ZM60 231L57 229V232ZM36 232V231H35ZM47 232V231H46ZM63 232V231H62ZM60 232V233H62ZM71 232V231H70ZM10 233H12L10 235ZM31 233V232H30ZM55 233V232H54ZM67 233V232H66ZM41 234V232H40ZM43 234V232H42ZM46 234V233H45ZM49 234V231H48ZM53 234V233H52ZM57 234V233H56ZM59 234V232H58ZM65 234V233H64ZM15 235V234H14ZM23 235V236H24ZM230 238V247L226 248L227 250H224L222 248H219L218 251H213L208 245H220L224 243L226 237ZM17 236V233H16ZM19 236V234H18ZM30 236V235H29ZM41 236V235H40ZM60 236V235H59ZM66 236V235H65ZM27 237V236H26ZM48 237V235H47ZM50 237V236H49ZM58 237V236H57ZM71 237V236H70ZM76 237V236H75ZM74 237V238H75ZM32 238V237H31ZM36 238V237H35ZM39 238V237H38ZM42 238V237H41ZM44 238V237H43ZM42 238V239H43ZM56 238V237H54ZM62 238V237H61ZM18 239V238H17ZM20 239V237H19ZM65 239V238H64ZM76 239V238H75ZM22 240V239H21ZM25 240V239H24ZM31 240V239H30ZM36 240V239H35ZM29 241V240H28ZM40 241V239H39ZM54 241V240H53ZM17 241H14V243ZM37 242V241H36ZM22 243V242H21ZM42 243V242H41ZM227 243V244H228ZM233 243V244H232ZM251 243H253L251 245ZM18 244V242H17ZM15 245V244H14ZM21 245V244H20ZM31 245V244H30ZM42 245V244H41ZM46 245V244H45ZM48 245V244H47ZM46 245V246H47ZM202 245V246H201ZM201 246V247H200ZM218 246V247H220ZM42 247V246H41ZM73 247V246H72ZM226 247V246H225ZM19 248V247H18ZM17 248V249H18ZM224 248V247H223ZM4 249V250H5ZM33 249H37L34 248ZM32 249V250H33ZM215 249V248H214ZM22 250V248H21ZM236 250V251H235ZM241 250V251H242ZM10 251V250H9ZM29 251V250H28ZM38 251V250H36ZM41 252V250H40ZM2 253V252H1ZM4 253V251H3ZM8 253V252H7ZM17 253V252H16ZM19 253V252H18ZM21 253V252H20ZM27 253V252H26ZM12 254V253H9ZM24 254V253H23ZM1 255V254H0ZM20 255V254H19ZM28 255V254H25ZM71 255V254H70ZM6 256V254H5ZM4 256V257H5ZM8 256V255H7ZM14 256V254H13ZM12 256V257H13ZM18 256V255H17ZM33 256V255H32ZM35 256V255H34ZM3 257V256H2ZM121 257V258H120ZM244 257V256H243ZM26 258V257H25ZM31 258V257H30ZM10 259V258H9ZM8 259V260H9ZM14 260V258H13ZM23 260V259H22ZM25 260V259H24ZM12 261V260H9ZM2 263V262H1ZM11 263V262H8ZM22 263V262H21ZM23 263V264H26ZM4 264V263H3ZM18 264V262H17ZM20 264V263H19Z\"/></svg>",
	"mask_w": 264,
	"mask_h": 264
}]
</instances>
